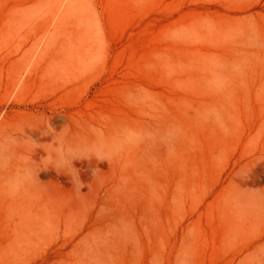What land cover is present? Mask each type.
<instances>
[{
  "label": "rangeland",
  "instance_id": "1",
  "mask_svg": "<svg viewBox=\"0 0 264 264\" xmlns=\"http://www.w3.org/2000/svg\"><path fill=\"white\" fill-rule=\"evenodd\" d=\"M0 264H264V0H0Z\"/></svg>",
  "mask_w": 264,
  "mask_h": 264
}]
</instances>
